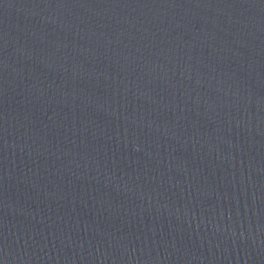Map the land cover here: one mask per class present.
<instances>
[{"label": "water", "instance_id": "95a60500", "mask_svg": "<svg viewBox=\"0 0 264 264\" xmlns=\"http://www.w3.org/2000/svg\"><path fill=\"white\" fill-rule=\"evenodd\" d=\"M0 264H264V0H0Z\"/></svg>", "mask_w": 264, "mask_h": 264}]
</instances>
